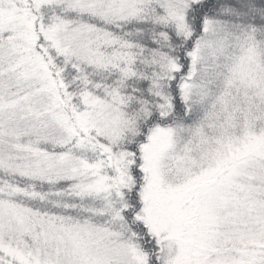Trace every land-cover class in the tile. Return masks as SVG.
<instances>
[{
  "label": "snow or ice",
  "instance_id": "1",
  "mask_svg": "<svg viewBox=\"0 0 264 264\" xmlns=\"http://www.w3.org/2000/svg\"><path fill=\"white\" fill-rule=\"evenodd\" d=\"M0 264H264V0H0Z\"/></svg>",
  "mask_w": 264,
  "mask_h": 264
}]
</instances>
